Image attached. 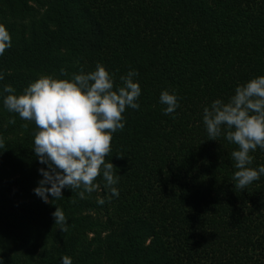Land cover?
I'll list each match as a JSON object with an SVG mask.
<instances>
[{"label":"trees","instance_id":"16d2710c","mask_svg":"<svg viewBox=\"0 0 264 264\" xmlns=\"http://www.w3.org/2000/svg\"><path fill=\"white\" fill-rule=\"evenodd\" d=\"M0 24L12 38L0 56V264H264V175L236 188L238 146L223 130L209 140L203 124L205 107L264 76V0H0ZM97 63L116 87L139 73L140 108H126L105 158L119 197L101 175L85 199L65 188L45 203L34 193L47 170L33 151L38 129L7 111L3 88L20 95ZM165 90L180 105L169 115ZM250 155L249 167L264 166V150Z\"/></svg>","mask_w":264,"mask_h":264},{"label":"clouds","instance_id":"9594fccd","mask_svg":"<svg viewBox=\"0 0 264 264\" xmlns=\"http://www.w3.org/2000/svg\"><path fill=\"white\" fill-rule=\"evenodd\" d=\"M11 46V35L0 24V56ZM60 73L68 75L63 68ZM138 75L136 70H130L120 77L122 86L116 87L114 74L97 63L94 71L73 74L71 81L40 77L20 95L14 94L12 86H4L3 92L8 95L4 97L3 105L7 111L18 114L24 121L34 122L38 129L33 151L39 162L47 165V170L39 169L43 179L34 193L43 202H49V195L55 200L63 198L65 188L73 192L79 190V198L85 199L86 193L99 190L95 181L101 175L111 196L119 197L115 185L120 177L114 172V164L106 162L105 158L111 154L113 134L125 127L123 114L126 108H140L137 101L141 87L135 82ZM3 79L4 74L0 73V80ZM159 99L166 105L165 115L175 113L180 106L178 97L167 90L161 92ZM9 123L14 124L15 120H9ZM203 124L209 140H216L223 130L226 139L238 146V150L231 153L237 169L233 176L236 188L245 189L264 175V166L249 167L253 161L250 153L257 148L264 150V76L237 86L228 102L217 99L210 107H205ZM23 127L27 128L28 124ZM4 147L0 137V148ZM72 203L76 201L72 200ZM97 203L103 205L105 200L98 197ZM52 215L59 230L67 232L63 210L56 207ZM62 264H72L71 258L63 256Z\"/></svg>","mask_w":264,"mask_h":264}]
</instances>
